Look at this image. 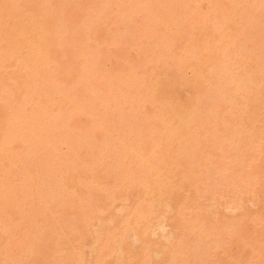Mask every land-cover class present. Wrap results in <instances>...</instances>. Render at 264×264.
<instances>
[{"label": "rangeland", "instance_id": "rangeland-1", "mask_svg": "<svg viewBox=\"0 0 264 264\" xmlns=\"http://www.w3.org/2000/svg\"><path fill=\"white\" fill-rule=\"evenodd\" d=\"M23 263L264 264V0H0V264Z\"/></svg>", "mask_w": 264, "mask_h": 264}, {"label": "bare ground", "instance_id": "bare-ground-1", "mask_svg": "<svg viewBox=\"0 0 264 264\" xmlns=\"http://www.w3.org/2000/svg\"><path fill=\"white\" fill-rule=\"evenodd\" d=\"M46 2H47V1H46ZM47 8H48V7H47ZM17 22H19V21H17ZM14 24L17 25V23H14ZM19 24H20V25H19ZM89 24H91V23H89ZM19 26L23 28V26H22V24H21L20 22L18 23V26H17V27H19ZM89 28H90V26H89ZM89 28L86 27L85 29H89ZM18 29H21V28H18ZM18 29H17V31H18ZM88 31H89V30H88ZM13 32H14V31H13ZM82 33H84V31H83ZM87 33H89V32H87ZM89 34H90V33H89ZM37 43H38V42H37ZM238 43H239V42H238ZM239 49H240V48H239ZM32 50H34V49L32 48ZM36 50H37V49H35V51H36ZM35 51H34V52H35ZM32 53H33V52H32L31 49H30V55H31ZM35 53H37V52H35ZM238 54H239V53H238ZM35 56H37V55L35 54ZM35 56H34V57L31 56V57H32V58H35ZM28 57H29V56H28ZM28 60H29V59H28ZM31 60H34V59H31ZM239 63H240V62H239ZM32 65H33V64H32ZM241 66H242V65H241ZM259 69H260V67H259ZM231 71H232V70H231ZM248 71H249V70H248ZM248 71H247V72H248ZM247 72H246V73H247ZM259 72H261V71H259ZM231 73H232V72H231ZM246 73H245V74L243 73L242 75L245 76ZM261 73H262V72H261ZM174 75H175V74H174ZM176 75H178V74H176ZM222 75H223V74H221L220 77H221ZM251 76H252V75H251ZM174 77H176V76H174ZM174 77L172 76V80H171L172 83H171V84H170L171 81L169 82V84L167 83L168 81H167L166 83L162 82V83L156 88V91L153 90V91H154V92H153L154 96L158 97V95H160V94H161L162 92H164V91H165V93H166V88H167V86H168V85L175 84V83H174V80H175ZM246 77H248V76H246ZM173 78H174V80H173ZM233 78H234V77H233ZM218 79H219V78H218ZM247 79H248V78H247ZM253 79H254V78H253ZM253 79H252V80H253ZM233 80H234V79H233ZM245 80H246V79H245ZM215 81H216V80H215ZM215 81H214V82H215ZM219 81H220V80H219ZM224 81H225V80H224ZM226 81H227V79H226ZM229 81H230V80L228 79V83H229ZM260 81H261V80H260ZM216 82H217V81H216ZM232 82H233V81H232ZM235 82H236V81H235ZM221 83H222V82H221ZM224 83H225V85H223V86L225 87V86H226V82H224ZM228 83H227V85H229ZM241 83H242V82H241ZM232 84H233V83H232ZM235 84H236V83H235ZM218 85H219V84H218ZM230 85H231V84H230ZM236 85H237V84H236ZM233 86H234V84H233ZM233 86H232V87H233ZM168 87L170 88L171 86H168ZM173 87H174V86H173ZM221 87H222V86H221ZM228 87H229V86H228ZM229 88H230V87H229ZM233 88H235V87H233ZM219 89H221V88H219ZM227 89H228V88H227ZM227 89H226V90H227ZM239 89H240V88H239ZM174 90H175V89H174ZM224 90H225V89H224ZM224 90H223V91H224ZM233 90H234V89H233ZM167 91H168V89H167ZM170 91H171V89H170ZM223 91H222V93H223ZM231 91H232V90H231ZM172 92H173V89H172ZM224 92H225V91H224ZM232 92H233V91H232ZM234 92H235V91H234ZM151 93H152V92H151ZM151 93H150V94H151ZM175 93H176V91H175ZM219 93H220V92H219ZM227 93H228V92H227ZM166 94H167V93H166ZM198 94H199V93H198ZM225 94H226V93H225ZM228 94H230V92H229ZM220 95H221V94H220ZM154 96H153V97H154ZM233 97H234V96H233ZM200 100H201V99H200ZM253 103H254V102H253ZM248 105H249V104H248ZM250 105H251V104H250ZM202 107H203V106H202ZM248 107H249V106H248ZM249 108H250V107H249ZM249 108H248V109H249ZM251 108H252V106H251ZM201 109H202V108H201ZM252 109H253V108H252ZM196 110H197V108H196ZM202 110H203V109H202ZM255 110H256V109H255ZM192 111H193V110H192ZM197 111H198V110H197ZM200 111H201V110H200ZM200 111H199V112H200ZM189 112H191V110H190ZM202 112H203V111H202ZM202 112H200V115H201ZM249 112H250V110H249ZM256 112H257V111H256ZM192 113H193V112H191V114L189 113L190 115H187V116H189V118H190V117L192 116ZM228 114H229V113H228ZM183 115L185 116L186 114H182V117H184ZM194 115L196 116L197 114H194ZM230 115H235V113L233 112V114L231 113ZM187 116H185V117H187ZM222 116H224V115H222ZM178 117H180V115H179ZM182 117H180L179 119H181ZM192 117H193V116H192ZM230 117H231V116H230ZM230 117H229V120L231 119ZM215 118H216V117H215ZM215 118H214V119H215ZM240 118H242V117H240ZM175 119H176V118H175ZM183 119H185V118H182L181 120H183ZM224 119H225V118H224ZM234 119H235V117H234ZM176 120H177V119H176ZM187 120H188V118H187ZM194 120H195V119H194ZM177 121H178V120H177ZM179 121H180V120H179ZM188 121H189V120H188ZM220 121L222 122L223 119L220 120ZM224 121H225V120H224ZM224 121H223V122H224ZM226 121H228V119H227ZM181 122H182V121H181ZM183 122H186V121L183 120ZM229 122H230V121H229ZM233 122H234V121L230 122L231 124L227 122V123H228L227 126L232 125ZM238 122L240 123L239 118H238ZM178 123H179V122H178ZM189 123H190V122H189ZM235 123H236V122H234V124H235ZM187 124H188V123H186V125H187ZM182 125H184V124L182 123ZM222 125H224V124H222ZM225 125H226V123H225ZM173 126L175 127L176 125H173ZM178 126H179V124H178ZM174 127H172V129H173ZM231 127H233V128L235 129V127H234L233 125H232ZM180 128H181V126H180ZM223 128H224V126H223ZM227 128H228V127H227ZM233 128H232V129H233ZM236 128H237V127H236ZM172 129H171V132H172ZM174 129H175V128H174ZM225 129H226V128H225ZM178 130H179V128L177 129V131H178ZM182 130H183V129H182ZM229 130H230V128H229ZM235 130H237V129H235ZM235 130H234V131H235ZM174 131H175V132H173V133H176V130H174ZM222 131H223V130H222ZM230 131H231V130H230ZM181 132H182V134L184 133L183 135H185V134H186L185 132H187V131H184V132L181 131ZM220 132H221V131H220ZM178 133H179V132H178ZM178 133H177V134H178ZM228 133H229V132H228ZM233 133H234V132L232 131V134H233ZM235 133H237V135H238V132H237V131H236ZM179 134H181V133H179ZM217 134H218V133H217ZM215 135H216V132H215ZM221 135H222V134H221ZM223 135H224V137H225V136H228V135H225V133H224ZM230 135H231V134H230ZM237 135H236V136H237ZM157 136H158V135H157ZM232 136L234 137L235 135H232ZM208 137H209V136H208ZM224 137H223V138H224ZM233 137H231L230 140H232ZM198 138H199V137H198ZM219 138H221V137L219 136ZM186 139H188V138H186ZM189 139H190V138H189ZM194 139H195V138H193V141H191V143H192V142L194 143V144L192 143V144L194 145L193 148H194L195 145H196L195 141H197V139H195V141H194ZM199 139H200V138H199ZM202 139H203V138H202ZM206 139H207V138H206ZM217 139H218V138H217ZM224 139H225V138H224ZM226 139H227V138H226ZM233 139H235V138H233ZM190 140H192V138H191ZM215 140H216V139H215ZM186 141H187V140H186ZM227 141H228V139H227ZM225 142H226V141H225ZM250 142L252 143V141H250ZM250 142H248V143L250 144ZM233 143H234V141H233ZM246 143H247V142H246ZM249 144H248V145H249ZM229 145H232V143L229 144ZM246 147L248 148V146H246ZM253 147H254V146H253ZM195 148H197V147H195ZM244 148H245V147H244ZM183 150H185V152H186L187 147H186L185 149L183 148ZM240 150H241V152L243 151V153H244L243 147H242V149H240ZM251 150H252V149H251ZM254 150H255V149H254ZM254 150H253V151H254ZM188 151H190V150H188ZM245 151H246V150H245ZM248 151H249V150H248ZM182 152H184V151H182ZM241 152H240V153H241ZM190 153H191V151H190ZM188 154H189V152H187V156H186V158H187V157H190V156L192 155V154H191V155L188 156ZM241 154H242V153H241ZM190 160H191V163H192V159H190ZM190 160L188 161V164H189ZM195 162H196V161H195ZM195 162H194V165L196 164ZM210 162H211V160H210ZM211 163H212V162H211ZM210 165H211V164H210ZM214 166H215V165H214ZM146 167H147V166H145V169H146ZM147 168H148V167H147ZM185 173H187V172H185ZM192 173H193V172H192ZM165 175H167V174H165ZM165 175H162V178H164V177L167 178V177H168V176H165ZM163 176H164V177H163ZM206 176H207V174H206ZM186 178H187V177H186ZM154 180H155V179H153L152 182H154ZM156 181H157V179H156ZM161 181H162V179H161ZM165 181H166V179H165ZM157 182H160V180L157 181ZM163 182H164V179H163ZM154 183H156V182H154ZM147 184H148V183H147ZM151 184H152V183H151ZM149 186H151L150 183H149L148 187H149ZM201 189H202V188H201ZM190 196H191V195H190ZM237 224H238V223H237ZM190 227H192V226H190ZM201 236H202L201 238H203V235H202V234H201ZM37 238H40V239H41L40 236H38ZM198 239H200V237H199ZM201 240H202V239H201ZM57 252H58V251H57ZM56 255H57V253H56ZM23 264H24V263H23ZM28 264H29V263H28ZM52 264H53V263H52Z\"/></svg>", "mask_w": 264, "mask_h": 264}]
</instances>
